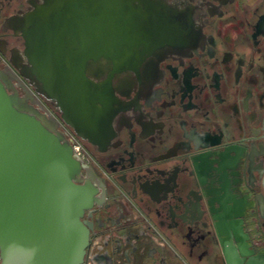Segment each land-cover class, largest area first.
Returning <instances> with one entry per match:
<instances>
[{"label": "flooded vegetation", "instance_id": "obj_1", "mask_svg": "<svg viewBox=\"0 0 264 264\" xmlns=\"http://www.w3.org/2000/svg\"><path fill=\"white\" fill-rule=\"evenodd\" d=\"M119 6L139 25L159 16L161 47L110 77ZM44 22L78 32V54L95 57L78 71L113 96L82 136L28 78L27 33ZM0 80L80 146L94 198L81 264H229V221L249 254L235 264L264 260V0H0Z\"/></svg>", "mask_w": 264, "mask_h": 264}, {"label": "water", "instance_id": "obj_2", "mask_svg": "<svg viewBox=\"0 0 264 264\" xmlns=\"http://www.w3.org/2000/svg\"><path fill=\"white\" fill-rule=\"evenodd\" d=\"M120 9L114 36L118 51L101 57L116 69L108 73L110 77L122 70L138 74L146 59L139 51L161 47L159 16L150 10L139 25L124 20L129 16ZM66 27L44 22L36 32L27 33V56L33 65L28 78L38 93L56 100L63 121L82 136L83 130H95L104 116L112 114L114 99L105 87L96 88L85 72L78 71L95 57L78 54V32ZM103 27L101 49L109 50L113 33L109 26ZM89 34L84 39L87 43ZM80 170L61 135L27 97L0 80L1 264L82 263L88 231L80 219L94 198L90 187L79 184ZM226 234H232L236 242V249L224 251L227 262L235 264L237 253L248 257L230 221ZM245 264H264V260L249 258Z\"/></svg>", "mask_w": 264, "mask_h": 264}, {"label": "built area", "instance_id": "obj_3", "mask_svg": "<svg viewBox=\"0 0 264 264\" xmlns=\"http://www.w3.org/2000/svg\"><path fill=\"white\" fill-rule=\"evenodd\" d=\"M72 148L74 153L79 154L80 146L78 144H74Z\"/></svg>", "mask_w": 264, "mask_h": 264}]
</instances>
